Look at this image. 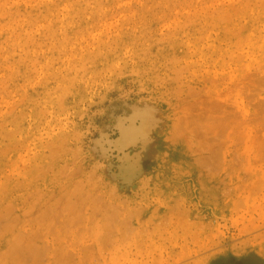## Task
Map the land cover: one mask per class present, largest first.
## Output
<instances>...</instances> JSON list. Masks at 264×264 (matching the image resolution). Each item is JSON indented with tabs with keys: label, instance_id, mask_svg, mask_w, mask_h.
<instances>
[{
	"label": "rangeland",
	"instance_id": "1",
	"mask_svg": "<svg viewBox=\"0 0 264 264\" xmlns=\"http://www.w3.org/2000/svg\"><path fill=\"white\" fill-rule=\"evenodd\" d=\"M0 264H264V0H0Z\"/></svg>",
	"mask_w": 264,
	"mask_h": 264
}]
</instances>
